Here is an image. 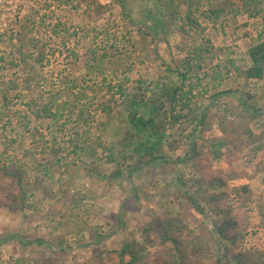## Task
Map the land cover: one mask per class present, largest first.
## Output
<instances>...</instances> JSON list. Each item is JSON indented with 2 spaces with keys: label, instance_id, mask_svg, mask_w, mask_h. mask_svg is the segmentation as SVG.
I'll use <instances>...</instances> for the list:
<instances>
[{
  "label": "trees",
  "instance_id": "16d2710c",
  "mask_svg": "<svg viewBox=\"0 0 264 264\" xmlns=\"http://www.w3.org/2000/svg\"><path fill=\"white\" fill-rule=\"evenodd\" d=\"M143 1L147 3L150 0ZM226 1L228 0H219L223 3ZM115 2L119 5L121 20H125L128 27L147 26V21L148 29L154 36H158L165 27L166 16L178 13V3L186 6L182 19L184 23L180 28L184 33L186 28L203 31L199 29V16L216 22L221 15L227 13L225 3L216 7L207 1V9L201 10L198 3L193 4V0H155L153 6L141 7L142 19L136 20L126 12L124 0ZM261 2L262 0H240V7L253 19L259 14L255 7ZM66 3L69 4L68 1ZM92 6L95 7L97 16L104 9L97 2L86 3L87 10L92 9ZM228 6L231 7V12L238 13L237 10L240 9L231 1ZM68 29L60 22L45 25L42 19L29 14L20 22L17 30H6L0 34V46L3 42L4 47H0V85H4L0 88V114L9 112L13 118L17 116L19 111L13 98L18 95L23 100L21 104L28 119V122L20 125L21 135L17 133L11 141L4 139L7 145L5 151L0 153V206L12 205L18 210L19 207H26V186L31 184L34 191L47 194L45 200H50L57 206L67 195V183L63 178L75 174L78 165L87 168L86 175L89 178L107 184L118 183L123 178L130 181L149 167L160 168L164 169L162 180L175 174L166 185L177 189L174 203L166 201V204H160V214L142 227L139 239L124 231V238L118 247L99 249L93 257L77 264H229L230 261L236 264H264L254 262L248 253H235L240 224L226 208H220L227 195L218 192L227 183L221 175L204 178L205 168H211L212 162L223 159L233 151L243 153L259 143L260 137L256 135L254 128L264 118V108L257 106L255 93H243L240 86L235 90L214 91L209 96L208 87L205 86L195 93V89L201 86V80L196 78L193 82L189 76L193 66L187 62L186 71L181 72L179 64L174 61L173 65L165 67L164 75L159 80L149 84L141 79H128L127 64L124 67H113L120 75L115 83L97 77L100 78L96 79L100 80L99 85L93 83L86 86L83 78H74L63 70L60 71L64 73L61 81L56 83L52 79L46 80L39 71L49 58L47 48L56 39H62ZM122 33L121 39H124L126 35ZM129 38L124 41L129 43ZM106 51L97 54L93 49H85L81 59L87 68L86 76L103 74L101 65L105 60H110L108 63L112 65L114 59L119 62L122 57H126V52L119 51L118 48L111 53ZM201 52L194 55L200 62L204 60ZM65 57L73 62L80 59L72 49H67ZM246 58L247 64L243 67H235L232 61L228 62L230 67L225 73H218V80L222 81L228 74L234 73L245 82L264 83V35H260L249 46ZM197 68H201L199 64ZM6 70H14L13 78L4 75ZM203 97L207 98L208 103L197 106L198 102L203 101ZM226 99H234L235 105L226 103ZM96 118L100 120L96 126L98 131L102 128L105 131L115 121L118 140L112 142L109 148L100 143L102 137L95 136L91 140L89 136ZM70 121L74 129L69 132L66 127ZM211 122L217 124L222 137L214 142L203 143L201 134L209 128ZM43 125L45 135L40 130ZM189 126L192 129L187 136H182L184 131L181 130L179 138L175 139L174 130H186ZM27 138H33V144L30 148H24L22 154L8 151L14 148L19 139L22 143ZM4 140L1 145L5 144ZM183 143L188 148L183 156L173 159L164 151L175 152ZM86 149L91 156H95L100 150L104 155V163L112 166L111 172L106 174L97 170L93 167L94 161H79ZM204 149L205 152L202 151ZM42 155L45 156L44 164L38 162V156ZM201 160L206 162L204 166L201 165ZM29 163H36L32 183L25 180L29 177L25 169ZM179 165L189 167L190 178L194 181L186 180L182 175L176 176L174 169L170 170V174L165 172V167ZM56 184L59 187L54 192ZM133 190L135 195L137 189L134 187ZM237 191L245 194L248 187L242 186ZM55 193L60 194V197L56 198ZM134 200L129 197L126 203H122V207L131 208ZM166 205L169 207L162 211ZM174 207L177 208L176 213H173ZM209 214L213 218L205 222L203 219H207ZM118 218L116 217L117 225ZM188 223L193 226V233H189ZM100 238L96 236L93 243L99 242ZM20 239L11 235L10 239L4 240H15L22 248L32 244L19 241ZM36 242L43 245L40 241ZM148 247L158 248L159 252L150 257L146 255ZM58 256H65V250L60 249ZM39 264L66 263L56 261L51 256L41 259Z\"/></svg>",
  "mask_w": 264,
  "mask_h": 264
},
{
  "label": "rangeland",
  "instance_id": "374dc122",
  "mask_svg": "<svg viewBox=\"0 0 264 264\" xmlns=\"http://www.w3.org/2000/svg\"><path fill=\"white\" fill-rule=\"evenodd\" d=\"M66 1L69 4H65ZM108 1L109 3H106V0H0V34L6 30H17L20 22H23L29 14L42 19L45 25L57 22L66 25V28H69L67 34L48 46L49 58L43 69L39 71L46 80L52 79L56 83L61 81L64 75L60 72L62 70L70 73L74 78H83L86 86L93 83L99 85L100 80L96 79L100 78L115 83L120 79V75L113 67L118 65L124 67L123 65L127 64L128 79H141L149 84L164 75L167 65L176 62L179 64V70L185 72L187 62H190L193 66L189 75L192 81L194 82L196 78L201 80V86L195 89V93L205 86L208 87L207 96L214 91L235 90L240 86L243 93H255L257 106L264 108L263 82H245L243 78L237 77L234 73L228 74L222 81H219L217 77L219 72L225 73L228 70L230 61L235 67H243L247 64L246 50L257 41L260 35H264V0L256 4L255 8L259 14L253 19L240 7V0H228L224 2L227 6V13L221 15L216 22L197 16L199 29L203 31L186 28V33L180 29L184 23L182 19L186 6L178 3V13L165 17V27L160 30L158 36L150 33L147 21V26L128 27L126 21L121 20L119 5L115 0ZM124 1L126 12L136 20L142 19L141 7H151L155 3V0L147 3L143 0ZM207 1L216 7L224 4L219 0H193V4L198 3V7L205 10L208 7ZM230 1L240 8L237 10L238 13L230 11L231 7L228 6ZM91 2H97L104 7L100 15L95 14L94 6L87 10L86 3ZM122 31L126 39L130 37L129 43L124 41L125 38L121 39ZM0 47L4 48L3 42ZM87 48L95 50L97 54L106 50L111 53L118 48L119 51L126 52V57H122L119 62L111 59L114 61L112 65L108 63L110 60L103 61L101 65L103 74L95 73V76L89 77L86 76L87 68L84 67V61L81 59ZM67 49L74 50L80 59L77 62L68 60L65 57ZM199 51H202L200 54L204 59L201 62L194 56ZM198 64L201 67L199 69ZM13 73L14 70H6L4 75L13 78ZM1 87L4 85H0ZM13 101L17 103L16 109L19 111L17 116L13 118L9 112L0 114V153L5 151L7 145L4 139L11 141L17 133L21 135L20 125L28 122L21 104L23 101L21 96L16 95ZM225 101L230 105L236 103L234 99ZM207 103V98L203 97V101L198 102L197 106ZM98 119L94 120L95 128L90 129L89 136L91 140L95 136L102 137L99 140L100 143L109 148L112 142L118 140L115 121L105 131H102L103 128L98 131L96 128L100 123ZM101 124L104 125V122ZM43 127L44 125L40 130L45 135L46 131ZM73 127L70 121L66 129L70 132L74 129ZM185 129L174 130L175 139L179 138L178 134L181 130L184 131L182 136H187L192 127ZM254 131L260 137L258 144L243 153L233 151V153H227L223 159L212 162L211 168H205L204 178L210 179L221 175L227 183V186L218 192L227 195L220 208H226L240 224L235 253H248L253 257L254 262L264 263V169L262 168L264 167V118L254 128ZM201 135L203 143L214 142L222 137L215 122H211L209 128ZM32 139L27 138L22 143L19 139L14 148L8 151H14L20 155L24 148H30L33 144ZM3 140L5 144L1 145ZM198 143L203 145L200 141ZM164 151L174 159L177 156H183L188 148L183 143L175 152L169 153L166 149ZM97 154L91 156L86 149L82 152L79 161L83 163L85 160L86 163L94 161L93 167L109 174L112 166L104 163V155L100 150ZM44 159L45 156H38L40 164H44ZM205 164L206 162L201 160V165ZM35 166L36 163H29L25 168L29 175L25 180L29 183L33 181ZM165 169L168 174L174 169L176 176L182 175L186 180L194 181L192 177L190 178L189 167L184 168L179 165L167 166ZM163 171L164 169L149 167L130 181L123 178L118 183L107 184L104 181L89 178L86 175L87 168L78 165V171L75 174L63 178V181L67 183V195L57 206L53 205L50 200H45L47 194L34 191L33 187L31 188L32 184L26 186L28 196L26 207H19L18 210L12 205L0 206V264H39L41 259L51 256L56 261L77 264L93 257L99 249L118 247L125 233L139 239L142 227L160 214V204L163 205L166 201L173 204L175 201L177 189L173 186L166 187L170 178L175 174H170L162 180ZM45 181L47 184V180ZM242 186L248 187V192L245 194L237 191ZM58 187L57 184L54 186V192ZM134 187L137 189L135 195ZM190 194L189 192L188 195ZM55 196L59 198L60 194L55 193ZM129 197L135 200L131 208L126 206L125 209L122 203L124 201L126 203ZM28 205L31 207L28 208ZM168 207V205L164 206L162 211ZM172 210L173 213L177 212L175 207ZM116 217H119L118 225ZM207 217L203 219L205 222L211 220L213 215L209 214ZM49 218L51 220H48ZM188 225L189 233H193V226L190 223ZM11 235L21 238L19 241L32 244L22 248L15 240H4L5 238L10 239ZM96 236L101 237L100 241L93 243ZM36 241H40L43 245H39ZM60 249L65 250V256H58ZM157 252H159L158 248L148 247L146 249V255L150 257ZM229 264L236 263L230 261Z\"/></svg>",
  "mask_w": 264,
  "mask_h": 264
},
{
  "label": "built area",
  "instance_id": "2783aa9c",
  "mask_svg": "<svg viewBox=\"0 0 264 264\" xmlns=\"http://www.w3.org/2000/svg\"><path fill=\"white\" fill-rule=\"evenodd\" d=\"M106 3H109V1H108V0H106Z\"/></svg>",
  "mask_w": 264,
  "mask_h": 264
}]
</instances>
